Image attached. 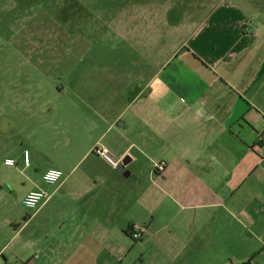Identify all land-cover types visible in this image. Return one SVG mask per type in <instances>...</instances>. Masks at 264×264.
<instances>
[{
	"label": "crops",
	"instance_id": "crops-1",
	"mask_svg": "<svg viewBox=\"0 0 264 264\" xmlns=\"http://www.w3.org/2000/svg\"><path fill=\"white\" fill-rule=\"evenodd\" d=\"M151 1L97 25L163 50L140 55L148 68L69 70L66 84L21 90L43 126L30 165L25 147L6 159L26 171L23 198L52 195L8 241L0 228V264L16 237L18 264H264V0ZM97 144L128 163L111 167ZM51 167L65 173L55 185Z\"/></svg>",
	"mask_w": 264,
	"mask_h": 264
},
{
	"label": "rangeland",
	"instance_id": "rangeland-1",
	"mask_svg": "<svg viewBox=\"0 0 264 264\" xmlns=\"http://www.w3.org/2000/svg\"><path fill=\"white\" fill-rule=\"evenodd\" d=\"M136 1L0 0V228L7 241L32 210L23 203L26 187L21 180L26 171H16V166L6 165L5 160L24 147L33 157L36 135L43 126L36 105L30 112L22 104L21 90L66 84L65 77L59 79L58 74L69 70L148 68L149 60H138L140 55L143 57L147 50L152 55L162 54L163 50L148 49L142 45L147 41L121 40L114 31L102 33L97 28L121 4ZM153 3L165 6V0H152ZM63 106L69 105L64 102ZM19 238L8 245L12 264L19 263L13 256L20 247ZM161 242L158 246L165 245ZM151 254L152 251L148 256Z\"/></svg>",
	"mask_w": 264,
	"mask_h": 264
},
{
	"label": "built area",
	"instance_id": "built-area-1",
	"mask_svg": "<svg viewBox=\"0 0 264 264\" xmlns=\"http://www.w3.org/2000/svg\"><path fill=\"white\" fill-rule=\"evenodd\" d=\"M259 141H264V132L260 133L259 135ZM93 152L102 160H104L108 165L115 169H123L125 165V157H117L108 147L97 144ZM31 158H30V151L28 149H25L23 151V163L28 166L30 165ZM5 164L8 166H17L18 161L14 158H7L5 160ZM156 168L159 170L165 169V163H160L156 165ZM65 176V173L63 170L59 168L51 167L47 169L43 175V179L47 184L55 185L58 184L63 180ZM52 193L49 192L46 189H38V190H32L26 194V196L23 199L24 205L30 209L35 210L37 209L40 204H42L44 201H47L51 198ZM130 233L133 239L135 240H141L145 233H146V227L140 226V225H134L130 229Z\"/></svg>",
	"mask_w": 264,
	"mask_h": 264
},
{
	"label": "water",
	"instance_id": "water-1",
	"mask_svg": "<svg viewBox=\"0 0 264 264\" xmlns=\"http://www.w3.org/2000/svg\"><path fill=\"white\" fill-rule=\"evenodd\" d=\"M124 162H125V164H127L128 163V158H125Z\"/></svg>",
	"mask_w": 264,
	"mask_h": 264
}]
</instances>
